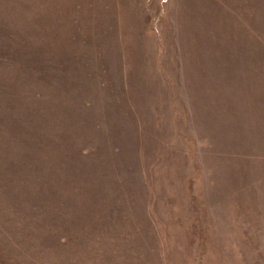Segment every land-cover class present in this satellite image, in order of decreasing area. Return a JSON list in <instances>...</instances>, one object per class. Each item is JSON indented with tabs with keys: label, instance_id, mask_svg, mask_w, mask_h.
I'll use <instances>...</instances> for the list:
<instances>
[{
	"label": "rangeland",
	"instance_id": "obj_1",
	"mask_svg": "<svg viewBox=\"0 0 264 264\" xmlns=\"http://www.w3.org/2000/svg\"><path fill=\"white\" fill-rule=\"evenodd\" d=\"M33 1L46 43L98 57L102 149L6 145L28 176L0 161V264H264V0Z\"/></svg>",
	"mask_w": 264,
	"mask_h": 264
},
{
	"label": "trees",
	"instance_id": "obj_2",
	"mask_svg": "<svg viewBox=\"0 0 264 264\" xmlns=\"http://www.w3.org/2000/svg\"><path fill=\"white\" fill-rule=\"evenodd\" d=\"M12 2L16 5L15 13L21 15L22 22L18 21L16 24L15 20H11L13 14L9 13L0 25L2 42L6 47L5 54L0 55V106L4 118L8 119L3 124L0 120L3 126L0 125V134H5V142L0 143V161L1 165L5 162L2 167L6 173L2 177L15 186L18 179H23L22 175L24 178L28 175L25 172L19 173L16 167L20 164L18 161L16 164L11 162L12 156H3L9 153L6 145L13 149L22 147L27 142L28 146L29 142H35L33 148H37L40 155L41 150L38 148L42 149V146L49 143L50 146L44 148L77 146L84 154L91 152V155L102 149V146L101 142L98 144L96 101L83 98L82 90H79L91 81L94 88H98V66L95 72L88 71V67L91 68L95 61L98 65V57L94 61L85 54L57 52L51 41L46 43L48 39L44 32L47 30L36 19L42 16L48 20L44 4L36 5L33 0ZM84 73H88L90 77H86ZM12 110H15L14 116L19 120L20 129L17 134L11 125ZM111 127L114 128L110 133L118 131L115 124L111 123ZM29 165L32 166L33 163L30 162ZM37 168L39 172H44L39 166ZM1 201L7 205L12 203L6 199Z\"/></svg>",
	"mask_w": 264,
	"mask_h": 264
}]
</instances>
